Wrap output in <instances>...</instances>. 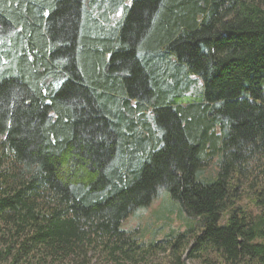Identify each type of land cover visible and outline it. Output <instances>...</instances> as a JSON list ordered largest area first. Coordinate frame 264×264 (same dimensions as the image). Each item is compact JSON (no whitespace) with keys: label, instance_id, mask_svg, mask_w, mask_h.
Masks as SVG:
<instances>
[{"label":"trees","instance_id":"1","mask_svg":"<svg viewBox=\"0 0 264 264\" xmlns=\"http://www.w3.org/2000/svg\"><path fill=\"white\" fill-rule=\"evenodd\" d=\"M124 1L0 0V264H264V0Z\"/></svg>","mask_w":264,"mask_h":264},{"label":"rangeland","instance_id":"2","mask_svg":"<svg viewBox=\"0 0 264 264\" xmlns=\"http://www.w3.org/2000/svg\"><path fill=\"white\" fill-rule=\"evenodd\" d=\"M105 1V6H110L112 4V0ZM128 2V0L124 1L123 4L119 5L117 9L110 15L112 24L121 20L122 7L127 6L129 4ZM105 16L106 15L102 16L100 20L101 22H104L106 18ZM103 28H105L107 31L114 29L113 26L109 25H104ZM163 70L166 71L165 69ZM191 80H194V82L192 83L187 94L196 95L200 89L201 82H199L195 76H192ZM242 203L245 205L248 204V201L243 200ZM171 204L172 203L168 198L167 192L164 191L163 195L160 193L154 200L151 201L148 206L137 208L138 210L136 209L128 214L122 220L120 227L123 230H137L144 237V240H149L153 236H155L157 239L163 238L164 235L170 231H182L186 228L183 218H179L176 211L168 213L166 210H163V208L167 209L172 207ZM252 210L254 211L253 208ZM163 214L168 220L163 218ZM185 261L187 264H195L187 258H185Z\"/></svg>","mask_w":264,"mask_h":264},{"label":"bare ground","instance_id":"3","mask_svg":"<svg viewBox=\"0 0 264 264\" xmlns=\"http://www.w3.org/2000/svg\"><path fill=\"white\" fill-rule=\"evenodd\" d=\"M179 84V83H178Z\"/></svg>","mask_w":264,"mask_h":264}]
</instances>
